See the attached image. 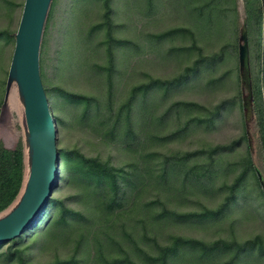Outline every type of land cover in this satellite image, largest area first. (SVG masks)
<instances>
[{
	"label": "rangeland",
	"instance_id": "1",
	"mask_svg": "<svg viewBox=\"0 0 264 264\" xmlns=\"http://www.w3.org/2000/svg\"><path fill=\"white\" fill-rule=\"evenodd\" d=\"M110 1L111 29L106 0H54L41 50V76L55 119L58 150L77 148L126 170L136 164L142 180L130 195V209L105 216L111 227L102 230L97 198L60 173L53 196L81 216L70 219L69 226H59L55 223L59 210L51 206L13 249L22 251L25 264L71 258L79 264H106L129 254L137 264H152L150 256L159 254L156 244H170L179 236L234 245L210 255L199 247H181L170 264H264V196L248 168V148L263 188L264 163L253 134V117L246 112L244 117L238 77L237 30L245 20L244 0ZM24 3L0 0V101ZM262 5L264 10V0ZM251 51L264 99V20L261 27H253ZM197 61H201L198 74L191 73L182 85L167 89L161 84L180 77ZM146 86H150L147 94ZM136 87L140 138L131 150L121 142L123 132L115 138L108 135L106 120ZM59 89L95 97L89 115L83 103H70ZM22 99L17 85H12L10 109L0 127L1 140L8 146L25 138ZM220 104V114H214ZM210 168L212 177L205 185L200 174ZM242 174L237 199L221 216L192 215L218 209ZM20 200L21 196L13 210ZM249 240L255 241V249L237 256V245ZM11 244L0 246V264H19Z\"/></svg>",
	"mask_w": 264,
	"mask_h": 264
},
{
	"label": "trees",
	"instance_id": "2",
	"mask_svg": "<svg viewBox=\"0 0 264 264\" xmlns=\"http://www.w3.org/2000/svg\"><path fill=\"white\" fill-rule=\"evenodd\" d=\"M107 1V14L106 19L112 28V13L113 8L110 5V0ZM54 0H52L49 13L47 16L46 25L48 18L51 14V9L53 6ZM244 10H245V21L248 29V39H249V49H250V70H251V84H252V95H253V134L255 137L256 145L261 155V158L264 163V99L262 92V85L260 81L256 78L254 74L253 66V56L251 51V34L254 26H262L264 20V10L262 5V0H244ZM45 25L42 45L45 38V33L47 26ZM240 30H237L238 37V55H239V41H240ZM17 32V31H16ZM14 32V36L16 34ZM112 35V32H110ZM113 37H110L111 47L115 44L112 40ZM122 43V41L120 42ZM41 56V52H40ZM111 59L114 64V53L112 52ZM215 59V56L209 59V64L211 65L212 61ZM41 60V58H40ZM201 61H197L194 66L188 68L183 75L173 80L162 81V85L165 88L169 89L172 86L182 85L184 82L189 80L191 73L195 75L198 74L200 70ZM239 86H240V95H241V107L244 111L243 105V92H242V80L240 74V65H239ZM152 83L151 86H153ZM157 85V82L155 83ZM150 87V86H149ZM149 87L144 88V93H148ZM139 87H136L127 102L123 103L118 111L113 115L109 116L110 121L106 120L108 125V135L116 137L117 133L123 132L120 137L122 139L123 145L128 146L131 150L135 149L137 143L139 142V127L138 122L140 119L137 117V112L134 109L135 101L134 95H136ZM59 93L67 99L70 103L79 104L83 103L85 107L86 115H89L93 102L96 101L95 97L79 94L72 91H66L64 89H59ZM4 98L0 101V111L3 105ZM223 104L217 106L214 114H220ZM85 117V116H84ZM245 117V111H244ZM244 137L247 139L249 145V135L247 123L245 121V133ZM58 150V147H57ZM170 164V162H169ZM248 168L252 169L255 173L256 179L258 181L261 192L264 196V188L259 178L257 172V167L254 162V156L251 148H248V157H247ZM174 165V162H172ZM169 166V165H168ZM167 166V167H168ZM129 169L126 170L123 168H116L111 165L109 161H103L98 157H91L84 154L81 150L77 148L72 149H59L58 150V173L57 179L60 177V173L64 175L65 178L72 179L79 183L81 190L87 193V195L94 196L98 200V209L102 213L101 216V228L106 230L111 227L109 220L105 219L107 215L116 213L117 216L122 212H127L131 203V193L138 187L141 182V174L136 164H130ZM167 169V168H166ZM213 170L207 169V172L202 171L200 178L205 185L209 184L208 177H212ZM62 177V176H61ZM245 175L242 174L239 176L229 188V194L226 196L225 202L216 210L204 209L202 212H197L192 215L196 217H201L202 219L218 218L221 216L230 205L236 201L238 196V191L244 180ZM24 180V150L22 141L18 142V145L15 148H7L3 141L0 140V213L6 210L17 198L22 188ZM88 197V196H87ZM59 210V216L56 218L55 223L59 226H69L71 224L70 219H73L77 216H81V212L71 209L66 203L58 199L55 196H51L49 204L45 209L41 220L35 221L27 230H25L20 236L11 240L12 244L10 246V251L12 255H16L19 258V264H25V259L23 257L22 251L19 249H13L15 244L22 240L23 234L30 229L36 228L39 223L43 220L45 214L48 212L49 207ZM255 241L252 240L246 241L243 244H238L236 248L237 256L254 250ZM4 243H1L2 246ZM157 245L159 249V254L155 256H150L153 260L152 264H170L171 258H174L179 253L181 247L190 246L201 248L204 250V254H211L224 248L232 247L234 243H228L225 240H217L210 244L204 243L197 239H188L183 237H175L170 244L166 245ZM262 248V247H261ZM130 255V254H129ZM126 256L124 259L115 262H106V264H137L134 262L130 256ZM49 264H79V262L73 258L69 260H56Z\"/></svg>",
	"mask_w": 264,
	"mask_h": 264
},
{
	"label": "water",
	"instance_id": "3",
	"mask_svg": "<svg viewBox=\"0 0 264 264\" xmlns=\"http://www.w3.org/2000/svg\"><path fill=\"white\" fill-rule=\"evenodd\" d=\"M51 3L52 0H25L15 34V52L0 111V127L6 121V114L10 109L7 103L11 87L17 85L24 97V180L17 198L0 213V244L20 236L35 221L41 220L57 185V129L40 68L41 44ZM239 65L244 111L247 116L253 117L250 49L245 20L240 30ZM243 87L248 91L245 96ZM4 145L7 148L16 147ZM20 196L18 206L13 210V205Z\"/></svg>",
	"mask_w": 264,
	"mask_h": 264
}]
</instances>
